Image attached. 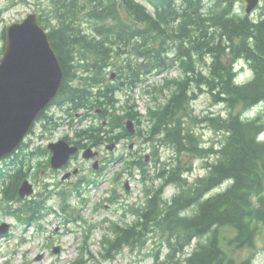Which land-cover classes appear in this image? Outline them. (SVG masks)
<instances>
[{
  "label": "trees",
  "instance_id": "obj_1",
  "mask_svg": "<svg viewBox=\"0 0 264 264\" xmlns=\"http://www.w3.org/2000/svg\"><path fill=\"white\" fill-rule=\"evenodd\" d=\"M90 1L96 26L92 33H82L71 24L76 20V0H51L50 13L57 23L50 26L49 36L64 69L54 103L101 107V116L111 118L107 106L114 103L116 90L133 87L143 75L169 71L174 65L182 72L178 79H166L161 89H174L172 95L151 111L153 134L163 133L177 162L161 169L164 182L148 190L152 197L147 206L133 209L138 218L132 224L115 225L114 237L105 240L107 253L146 246L152 240L154 264H252L253 256L237 260L228 252L222 229L236 232L231 243L237 248L253 249L264 229V140L258 139L264 132V107L255 117H244L246 110L264 103V18L232 14L229 5L216 4L205 11L203 0H147L154 14L135 0ZM240 57L253 70L252 79L242 85L235 82L234 72V61ZM111 65L119 70L114 83L107 82ZM202 92L223 103L227 115H195L191 100ZM127 113L133 119L137 116L133 108ZM120 118L113 116L111 121L119 124ZM195 122L222 135L218 147L201 145ZM101 129L80 130L73 142L82 147L87 138L99 144L104 140ZM27 156L18 152L11 160L17 170L6 190L8 199L20 200L17 190L27 176L23 168ZM185 156L214 159L206 160V175L190 183L183 176L191 169ZM224 182L231 183L206 197ZM168 184L177 187L170 200L164 198ZM42 209L40 199H31L18 209V216L25 212L35 219ZM83 261L80 257L74 264Z\"/></svg>",
  "mask_w": 264,
  "mask_h": 264
},
{
  "label": "rangeland",
  "instance_id": "obj_2",
  "mask_svg": "<svg viewBox=\"0 0 264 264\" xmlns=\"http://www.w3.org/2000/svg\"><path fill=\"white\" fill-rule=\"evenodd\" d=\"M145 2V0H138ZM217 0H205V5L210 7ZM222 5L231 4L234 11L241 15L246 14V1L245 0H220ZM0 8H5L3 14L0 17V53L5 45V39L2 38L3 30L14 21L23 20L29 13L37 12L48 13V0H0ZM264 15V0H261L260 5L250 15L255 19ZM47 18H50L47 14ZM88 25V24H86ZM113 70L111 69V72ZM169 77H179L180 70L173 68L168 75ZM166 73H155L148 77V79L141 83L134 91V99L137 103L138 110L143 114L147 112L149 105H155V100L152 99L151 93L145 91L148 85H161L164 82ZM153 89V88H152ZM151 89V90H152ZM123 94V93H122ZM120 94V96H122ZM157 97L161 100L164 99L163 95L156 92ZM155 95V96H156ZM169 95V93H167ZM122 105V103H121ZM194 112L200 116L206 114H227V109L224 104L216 103L212 99L211 95L207 92L200 95V97L193 102ZM254 109L250 110L253 113ZM75 119L76 127L87 126L90 124L89 120H83V118ZM191 121V120H190ZM75 126V125H74ZM74 126L66 125V129H72ZM143 127L149 128L148 123H145ZM195 129L199 140L204 145H209L212 142L216 143L220 138L219 134L210 130L205 123H195ZM49 134H45L48 137ZM40 136L41 134H36ZM37 140V139H36ZM35 137L32 138L34 145H37ZM130 141L134 146L132 150L136 151L140 149V154H149L153 148L150 142H144L138 137L132 140H124L119 145L115 155L124 153L129 155ZM41 145L47 143L46 139L43 142H38ZM159 152L161 153V160L165 161L169 159L172 154V150L162 144H157ZM103 155H109L107 151H104ZM46 157L32 160L33 165L41 167L44 164ZM76 164V162L74 161ZM148 173H146L147 183L152 180L155 184L160 183L161 179L156 178L158 173V165L153 160L152 156L147 159ZM77 164H81L83 168L77 176H73L69 181H62V173H54L48 170L46 167L40 170L38 175H31L30 180L35 184L36 193L41 191L45 185L51 183L48 186L49 190H54V194L48 195L46 202L47 214L39 220L38 224L24 225L17 219L14 214L6 213L3 210L2 196L0 193V225L3 222H8L12 225L10 233L8 235L0 236V264H69L77 257L85 254L86 264H153V259L149 256H145L147 250L135 249L131 251L126 248L115 257H111L107 260L102 257V244L106 234H112L111 224L113 222L131 223L136 218L133 214L126 211L128 205L137 203L138 205H144V185L143 173L139 169L133 170L131 174L129 170L124 169V161L118 160L115 163H107V168L102 175L96 174L92 171V163L90 160L79 159ZM32 171H36L33 167ZM121 171L118 176L119 180H115L116 175ZM205 160L203 158L196 157L193 161V170L188 172V180L193 182L198 176L206 174ZM64 173V172H63ZM80 176H86L89 179L97 178L96 184L85 183L83 185V191L80 196H76L70 199L67 206L68 212H65L60 207L61 198L57 194V190L62 187L69 189ZM129 181L130 188L126 190L124 188L126 182ZM231 182H224L210 191L208 195H212L218 191L225 190ZM113 186L118 187L120 194V202L118 204L108 201V197L111 196V190ZM56 189V191H55ZM175 192L173 185L167 187L166 197H171ZM207 195V196H208ZM20 202H12L13 209L19 206ZM6 205V203H5ZM96 207H98L96 209ZM75 208V209H73ZM70 213H73L71 216ZM125 213V216L123 215ZM75 218V219H74ZM92 226L91 229L89 227ZM86 234L90 236L87 238V245L85 242ZM235 233L230 229H222V235L225 238L223 244L228 252H231L237 259H244L250 256L253 249L248 247L237 248L236 243H231ZM86 245V247H85ZM59 246L60 252L55 253L53 248ZM149 249L153 247L149 244ZM191 247L189 248V250ZM254 261L258 264H264V232L256 240V246L254 249ZM42 255L40 260H37L38 255Z\"/></svg>",
  "mask_w": 264,
  "mask_h": 264
},
{
  "label": "water",
  "instance_id": "obj_3",
  "mask_svg": "<svg viewBox=\"0 0 264 264\" xmlns=\"http://www.w3.org/2000/svg\"><path fill=\"white\" fill-rule=\"evenodd\" d=\"M248 1L250 12L258 0ZM6 36L5 53L0 60V158L12 153L23 140L38 115L57 95L64 75L35 13L8 26ZM129 128L132 129L131 125ZM49 148L55 168L63 166L77 150L64 140L51 143ZM93 155L90 149L85 153L86 157ZM19 192L25 197L33 193V187L24 181ZM6 229L7 226L3 230Z\"/></svg>",
  "mask_w": 264,
  "mask_h": 264
}]
</instances>
